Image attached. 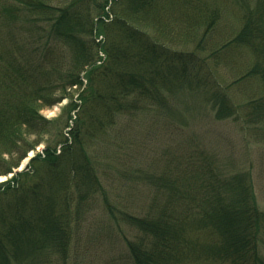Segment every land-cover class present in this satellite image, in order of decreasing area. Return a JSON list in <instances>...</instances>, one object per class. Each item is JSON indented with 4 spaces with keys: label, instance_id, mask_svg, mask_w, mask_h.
<instances>
[{
    "label": "trees",
    "instance_id": "trees-1",
    "mask_svg": "<svg viewBox=\"0 0 264 264\" xmlns=\"http://www.w3.org/2000/svg\"><path fill=\"white\" fill-rule=\"evenodd\" d=\"M107 2L0 0V176L13 173L0 182V264H65L85 201L104 194L92 149L119 117L180 114L174 104L187 91L217 119L264 123V0H234L236 32L220 46L211 39L216 47L208 50L219 10L206 0H112L113 16L104 20ZM166 7L182 29L197 24L193 48L172 47L147 30ZM238 51L250 56L248 69L216 82L211 64ZM73 86L64 133L35 103L51 107ZM38 144L40 152L15 171ZM123 175L151 191L143 211L119 212L135 231L125 240L131 264H264V211L248 172L226 173L200 148L160 172L138 167ZM103 202L114 215L105 195Z\"/></svg>",
    "mask_w": 264,
    "mask_h": 264
},
{
    "label": "rangeland",
    "instance_id": "rangeland-1",
    "mask_svg": "<svg viewBox=\"0 0 264 264\" xmlns=\"http://www.w3.org/2000/svg\"><path fill=\"white\" fill-rule=\"evenodd\" d=\"M43 1L63 6L70 0ZM206 1L219 10L213 35L208 42L203 43L208 50L216 47L211 45L220 46L234 35L239 13L234 0ZM193 2L197 5V0ZM169 7L172 11L173 7ZM169 10L167 7L163 9L160 21L154 22V27L149 24L147 30L162 35L161 41L172 47L193 48L197 43V24L194 27L190 25L187 30L182 29L184 25ZM139 24L143 25L142 22ZM193 33L194 37H191ZM99 36L101 39L98 40L101 42L103 37ZM98 49L97 56L100 53L103 56L100 47ZM216 60L218 64H211L213 77L216 82L227 84L248 69L251 58L243 51H238L233 54L220 53ZM85 82L83 79V83ZM78 90V87H70L66 90L65 97L51 107H43L38 102L35 106L42 116L54 120L56 123L53 124L65 133L68 129L65 123L70 125L71 121L68 118L66 120L63 108L69 100L77 98ZM239 90L250 93L252 88L248 84H239ZM179 95L174 105L179 108L180 114L172 117H152L144 111L125 114L116 120L115 127L93 147L104 194H96L85 201L65 264H131L125 240L132 239L135 231L127 225L119 212L124 210L137 214L143 211L150 201L151 191L146 182L133 180L123 174L133 172L138 167L160 172L166 164L174 166L187 154L196 156L197 149L200 148L211 155L224 172H248L258 205L264 211V123L252 124L240 117L238 120L217 119L211 108L197 96L190 95L187 91H181ZM234 100L237 102L241 98L236 96ZM42 145L38 144L34 150L28 151L15 171L23 170L28 160L40 152ZM120 153L122 155L116 161L115 158ZM12 175L13 173L0 176V182ZM104 195L110 202L114 215L105 207ZM260 253L264 257V241L260 244Z\"/></svg>",
    "mask_w": 264,
    "mask_h": 264
},
{
    "label": "built area",
    "instance_id": "built-area-1",
    "mask_svg": "<svg viewBox=\"0 0 264 264\" xmlns=\"http://www.w3.org/2000/svg\"><path fill=\"white\" fill-rule=\"evenodd\" d=\"M111 2H112V0H108V2H107V5L105 6V12H106V17H102L104 20H109V19H111L112 18V16H111V13H110V5H111ZM98 39H101V36H98L97 38H96V41L97 42H99L100 40H98ZM99 55H102L101 53L99 54ZM99 62V61H98Z\"/></svg>",
    "mask_w": 264,
    "mask_h": 264
}]
</instances>
